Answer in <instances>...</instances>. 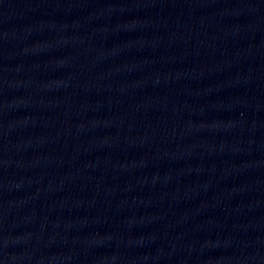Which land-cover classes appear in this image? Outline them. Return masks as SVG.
<instances>
[{
  "label": "water",
  "instance_id": "obj_1",
  "mask_svg": "<svg viewBox=\"0 0 264 264\" xmlns=\"http://www.w3.org/2000/svg\"><path fill=\"white\" fill-rule=\"evenodd\" d=\"M0 264H264V0H0Z\"/></svg>",
  "mask_w": 264,
  "mask_h": 264
}]
</instances>
